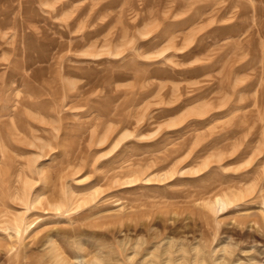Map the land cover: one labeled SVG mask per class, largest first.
Wrapping results in <instances>:
<instances>
[{
    "label": "rangeland",
    "instance_id": "1",
    "mask_svg": "<svg viewBox=\"0 0 264 264\" xmlns=\"http://www.w3.org/2000/svg\"><path fill=\"white\" fill-rule=\"evenodd\" d=\"M263 212L264 0H0V264H264Z\"/></svg>",
    "mask_w": 264,
    "mask_h": 264
},
{
    "label": "bare ground",
    "instance_id": "2",
    "mask_svg": "<svg viewBox=\"0 0 264 264\" xmlns=\"http://www.w3.org/2000/svg\"><path fill=\"white\" fill-rule=\"evenodd\" d=\"M227 201L225 199H223L222 197L220 196H217L215 199H214V203H212V205H217V206H221V205H226ZM214 205L212 207H214ZM216 209V207H215ZM264 214V212H263ZM264 218V215L262 216Z\"/></svg>",
    "mask_w": 264,
    "mask_h": 264
}]
</instances>
